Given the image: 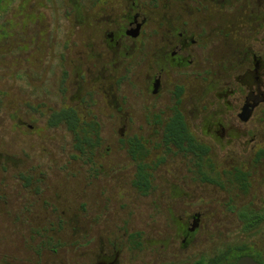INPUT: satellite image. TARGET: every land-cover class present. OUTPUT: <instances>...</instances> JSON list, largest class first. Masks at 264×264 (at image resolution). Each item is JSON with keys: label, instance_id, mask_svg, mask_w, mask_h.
I'll return each mask as SVG.
<instances>
[{"label": "flooded vegetation", "instance_id": "flooded-vegetation-1", "mask_svg": "<svg viewBox=\"0 0 264 264\" xmlns=\"http://www.w3.org/2000/svg\"><path fill=\"white\" fill-rule=\"evenodd\" d=\"M92 2L91 13L114 16L94 20L105 35L101 43L93 38V28H86L84 36L91 34L93 52H107L119 61L115 73L125 68L128 91L126 87L121 97L115 91L116 76L103 86L113 99L106 104L111 112L107 120L119 128L118 140L133 169L131 186L148 196L157 187L159 174L191 175L187 209L175 204L165 213L183 211L178 219L184 224L182 244L189 249V264H236L244 257L264 264V249L257 242L264 205L241 198L250 188L251 174L241 164L244 155H264L259 149L264 142V0ZM85 4L80 5L82 10ZM82 75L85 82L78 86V94L100 93V80L91 85ZM96 109L95 100L87 98L65 108L76 115L78 126L94 128L88 137L94 145L83 144L77 151L90 171L99 164V152L94 150L106 121ZM178 156L188 163H173ZM228 159L231 164L224 165ZM217 191L225 192L221 228L212 224L219 217L210 205ZM45 220L48 223V216ZM25 221L32 222L18 216L17 222ZM3 222L0 214V264H48V235L45 245L38 247L36 232L27 233L26 239L18 237L23 246L13 247L11 254V248L3 247ZM246 233L252 238L245 240ZM113 244L109 253L93 255L89 264H121L122 251L116 241ZM80 255L85 258L84 249Z\"/></svg>", "mask_w": 264, "mask_h": 264}, {"label": "rangeland", "instance_id": "rangeland-1", "mask_svg": "<svg viewBox=\"0 0 264 264\" xmlns=\"http://www.w3.org/2000/svg\"><path fill=\"white\" fill-rule=\"evenodd\" d=\"M83 1L85 10L80 8ZM93 5L92 0H0L3 247L11 248L13 254V247L23 246L21 239L27 233L36 232L37 247L45 245L48 235V264H89L98 252L109 253L113 241L122 251L121 264H189V249L182 244L184 224L178 214L187 209L192 176L159 174L157 187L148 196L131 186L133 169L118 140L119 128L107 120L111 112L106 104L113 99L103 86L116 76L115 91L121 97L127 87L125 68L115 73L119 61L107 52H93L91 34L84 36L86 28L94 29L93 38L102 41L105 35L99 33L100 27L95 28L94 20L114 17L91 13ZM82 73L91 85L100 80V93L78 94V86L85 82ZM86 98L95 100L97 113L106 119L94 150L99 152L94 171L86 169L78 157L74 134L66 125L51 124L60 108ZM87 129L91 137L93 128ZM259 149L264 150V142ZM231 161L224 160V165ZM242 161L251 174L250 188L241 198L263 206L264 155H244ZM173 163L185 165L188 159L178 156ZM224 196V191L215 192L210 204L214 215H219L212 223L218 228L223 223ZM175 204L182 210L174 208L173 216H166L168 207ZM18 216H28L32 222L19 223ZM251 238L245 234V240ZM257 242L264 249V226ZM82 249L85 258H80ZM38 253L45 257L43 251Z\"/></svg>", "mask_w": 264, "mask_h": 264}, {"label": "trees", "instance_id": "trees-1", "mask_svg": "<svg viewBox=\"0 0 264 264\" xmlns=\"http://www.w3.org/2000/svg\"><path fill=\"white\" fill-rule=\"evenodd\" d=\"M74 115V113H67V111L65 110L57 111L54 113L51 119V124L56 126L59 122L66 121V127L74 134L77 149H82V147H85L83 146V144L94 145L92 139L88 138L90 136H88L89 132L87 127L78 126L76 123V115ZM82 136L84 137V139H81Z\"/></svg>", "mask_w": 264, "mask_h": 264}, {"label": "water", "instance_id": "water-1", "mask_svg": "<svg viewBox=\"0 0 264 264\" xmlns=\"http://www.w3.org/2000/svg\"><path fill=\"white\" fill-rule=\"evenodd\" d=\"M236 264H260V263L254 261L250 257H244V258L240 259Z\"/></svg>", "mask_w": 264, "mask_h": 264}]
</instances>
